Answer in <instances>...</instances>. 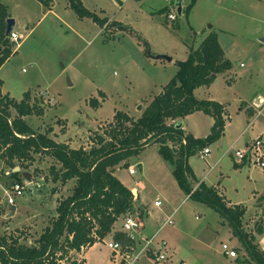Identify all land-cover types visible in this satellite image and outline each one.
<instances>
[{"label":"rangeland","instance_id":"rangeland-1","mask_svg":"<svg viewBox=\"0 0 264 264\" xmlns=\"http://www.w3.org/2000/svg\"><path fill=\"white\" fill-rule=\"evenodd\" d=\"M86 2L92 11L101 16L108 15L135 32L118 28L113 33L100 31V26L92 18H79L71 7L64 13L63 0L56 6L58 12H63L60 14L66 23H62L53 13H48L39 0H26L22 6L13 9V16L17 19L13 30L23 36L19 45L14 44L16 50L13 55L0 67L4 89L13 97L19 99L26 90L37 92L42 89H48L57 97L59 104L50 111V108L45 110L49 111L46 119L62 116L70 121L71 135L78 131L86 132V137L78 138L77 145L90 146V137L106 122L93 124L95 118H111L116 110L136 114L141 105L146 107L157 92L153 86L147 88L142 80L147 72H142L144 67L147 68V61L153 59L155 63H168L165 58H156L159 55L185 60L189 54L187 49L197 37L196 32L199 36L207 31H216L220 35L225 32L234 34L236 45L227 47V51L235 56V60H240L239 64H244L242 69H249L254 58L256 63L264 66V42L260 40V32L264 28V0H197L189 14L186 7L191 0ZM179 2L182 4L181 14L176 7ZM171 11L177 14V19L168 18ZM149 72L147 76L151 78L154 67L149 68ZM101 91L104 92L103 98ZM93 97L101 101L98 110L90 104ZM12 112L16 115L14 109ZM27 119L36 131L60 137L59 133L52 134V124L60 127L61 123H48L38 115ZM89 127L93 128L89 130ZM257 127L256 130H261L264 124ZM239 132L232 127L221 145L214 142L209 147L212 154L222 157L217 168L220 166L226 174L234 164V157L226 151L232 145L234 149L245 147L243 140L235 142ZM216 159L208 163V157L202 158L197 154L192 162L201 170H208ZM26 163L22 164V170L31 171L35 175L34 182L28 185L23 196L16 198L14 210L7 201L4 188L15 178L5 173L10 167L0 164V232L24 230L29 242L56 214L58 199L70 192L71 185L59 189L52 181L50 168L56 161L51 156L36 154L29 166ZM130 163L136 167L135 174H130L128 167H119L118 174L129 184L142 180L149 187L135 202L136 207L148 211L143 237L156 234L165 219L175 211L174 224L164 226L154 243L158 248L162 245L161 240L167 243L169 257L158 264H254L241 242L234 237L227 220L181 189L173 174V166L162 157L159 145H148ZM141 163H144L143 170L139 167ZM247 169L243 175L233 173L226 186L231 198L252 205L245 215L244 227L254 231L256 222L264 221V197L257 199L254 190L257 188L264 192V173L255 172L252 177L256 181L249 184ZM156 199L161 201V206L154 204ZM123 227L124 217L121 216L113 231L87 251L86 264H120L113 258L108 242ZM215 231L219 233L216 236L213 235ZM222 240L236 247L238 259L227 258L221 253ZM260 247L264 250V241H260ZM76 257L82 260L83 252ZM153 259L149 252L142 255L136 264H157Z\"/></svg>","mask_w":264,"mask_h":264},{"label":"trees","instance_id":"trees-1","mask_svg":"<svg viewBox=\"0 0 264 264\" xmlns=\"http://www.w3.org/2000/svg\"><path fill=\"white\" fill-rule=\"evenodd\" d=\"M39 1L47 9L53 6V0ZM196 1L191 0L188 4L187 14ZM69 5L79 18H92L105 32L116 28L135 32L126 25L109 21L107 16L101 17L83 0H69ZM10 16L8 6L0 2V67L16 48L6 35ZM176 64L177 72L139 117L117 110L112 120L106 121L90 137L89 147L78 148L56 141L48 132L36 131L26 117L42 115L44 110L31 103L30 91H26L20 101L3 94L4 81L0 78V159L14 169L17 163L21 168L26 162L29 166L36 154H45L56 161L50 174L57 188L69 181L74 182L71 192L58 199L56 214L38 236L28 242L24 230L0 232V264H85V259H78L76 254L103 241L119 218L133 210V192L116 175L117 167H129L130 160L151 144L159 145V152L173 166V174L181 189L226 219L251 261L264 264V250L256 242L257 235L264 232V221H257L255 230L248 231L244 227L245 205H229L214 186L204 182L196 188L192 185L196 176L189 165L190 156L221 139L226 124L225 106L216 100L199 99L195 90L210 86L219 74L233 67V62L226 56L219 34L211 31L197 48L190 46L188 57L177 60ZM100 96L103 98L104 92L101 91ZM90 104L98 108L101 101L93 97ZM196 111L214 117L211 132L204 138H196L183 127L184 118ZM10 174L17 180L23 178L21 171H11ZM114 238L127 240L120 231L114 234Z\"/></svg>","mask_w":264,"mask_h":264},{"label":"crops","instance_id":"crops-1","mask_svg":"<svg viewBox=\"0 0 264 264\" xmlns=\"http://www.w3.org/2000/svg\"><path fill=\"white\" fill-rule=\"evenodd\" d=\"M25 1L26 0H0V2L5 3L8 6L9 12L11 15L10 17H14L13 16V9L17 8L19 6H22V4ZM61 1L62 0H53L52 8L47 9V10H48V13L49 12L53 13L58 18V20H60L62 23H66L64 18L60 14L63 12H58L56 10L57 4ZM63 2H64L63 3L64 13H67L70 11L69 10V8H70L69 0H63ZM83 2H84V4L85 3L87 4L86 0H83ZM167 8L170 10V7H167ZM105 16H107L109 18V21H114L110 16H108V15H105ZM101 17H104V16H101ZM86 18H88V17H86ZM86 18H82V19H86ZM15 21H16L15 22V25H16V23H17L16 18H15ZM98 26H100V25H98ZM100 31L105 32L104 28L101 26H100ZM261 31L262 32H260V33L262 36H260V40L264 37V28H262ZM210 32L211 31L204 32L202 36H199V33L196 32L197 37H196L195 42L192 46L194 48H197L200 45V43L202 42V40ZM18 34L20 35V39H21L23 34L22 33H18ZM223 37H224L225 43H223ZM219 40H220V43L225 50L226 56L233 62V67L230 70L219 74L217 76L216 80L210 86L198 87L195 90V95L199 99H210V100L219 101L220 103H222L225 106V114H224V117L226 119L225 133L221 137V139H219L217 141V143L221 145L222 141L225 138H227V136H229L231 128L235 127L240 131L235 142H237L239 140H243V143L246 146L248 144V142H250L254 137L264 136V127L261 130H256L258 128L257 127L258 125L264 124V94H263L264 93V70H262L264 68V66H261L260 63H256V58H254V59H252V61L254 63L252 66H250L249 69H246V70L242 69L244 64L243 63L239 64L240 60H235V56H233L232 54H230V52L227 51V47L231 48L232 46L236 45V40L234 38V34L230 35L229 32L228 33L227 32L222 33L221 35L219 34ZM17 48H18V46H17ZM15 50H16V48H15ZM187 51H189V48L187 49ZM154 59L158 60L156 58H154ZM177 60L178 59L172 58V60L167 61L168 63L158 62V61H156V63H155L153 61V59H149L146 63L147 68L144 67V70L142 71L144 74V71L147 70L145 76L142 79L144 85L147 86V88H150L151 86L156 88L157 92L155 95H157L162 90L163 85H165L174 76V74L177 72V70H178V66L176 64ZM152 67H154V75H152L151 78H149L147 76V74L150 73L149 68H152ZM4 85L5 84H3V86H2V93L3 94H8L11 98L16 99L17 101H20L23 98V96L20 97L19 99L13 97L9 92L5 91ZM26 91H30V90H26ZM26 91H24V93ZM30 92H32V91H30ZM99 107L95 108V109L98 110ZM140 107H141L139 109L140 111L136 114H133V113L128 112L126 110H123V111H126L129 115L137 118L142 114L143 110L146 108L144 105H141ZM51 109L52 108H50L49 111ZM49 111H45L42 115H38V117H41L44 120H47L48 123L54 122V121L61 123L60 127H58L57 124H52V126L54 127V128H52L53 129L52 134L59 133L60 137L58 138V137H55L54 135L51 137L54 138L56 141L64 142L73 148H78V147L82 146L80 144L77 145V140L79 137H86V132H79L78 131L74 135H71L70 134L71 127H70L69 119L64 118L62 116H56L55 118L50 117V119H46V118H49V115H48ZM114 114H113V116H114ZM233 115H235V116H233ZM113 116L111 118H106V119L101 118L100 120L95 118L94 120H92V123L93 124H96V123L100 124L102 121H110V120H112ZM28 117H30V116H27V118ZM251 122H252V125L249 126ZM213 124H214V117L211 116L210 114L203 112V111H196L192 114H189L183 120V127L186 130V132L192 133L193 136H195L196 138L206 137L211 132V128H212ZM92 128L89 127L88 129L90 130ZM86 139L88 140V137ZM220 145H219V150H221ZM207 146L210 147V144ZM84 147H89V144H87ZM233 147L234 146L232 145L229 148V150L226 151L228 154L230 153L234 157L233 167L230 170V172L227 174L223 170H221L220 166L217 168V166L222 161V157H220V158L216 157L214 154H212L210 152L209 155L206 156L209 158L208 163L212 162L213 160H215L217 158L216 163L214 165L210 166L208 170H205V169L201 170L192 162V159H193L194 155L198 154L199 156H201V151L203 148L197 150V152L195 154L190 156L189 165L193 169L194 174L196 176L194 188H196L202 182L206 183L207 185L214 186L218 190V193L225 197V199L227 200L229 205L243 204L247 207V211H248V209L250 207H252V205L244 204V203L240 202L239 200H235V199L231 198L228 194V192L230 190L227 189L226 184L228 183V180H230L232 178L233 173H238L240 175H243L246 167L248 168L246 173L249 177V181H250L249 184H251L252 181H254V183H255L256 180H253L252 175L255 174V172H257V171L260 173H264V169L251 166L247 162L237 161V159L234 156V151L232 149ZM223 155L225 156V153ZM0 164H3V161L1 159H0ZM141 164H142V170H143L144 169V163H141ZM6 167H9V166H6ZM17 167H19L18 171H21L22 175H23L24 171L29 172L31 175V179L34 181L35 175L31 171H28L25 169L22 170L21 166H17ZM119 167L120 166H118L116 169V175L131 190H132V188L136 187V190L139 192V199L137 201H139L143 192L148 191L149 187L142 180H136V181H140V184L138 186H136L135 183L134 184L127 183L126 180H124V178L118 174L117 171H118ZM14 169H12V170L14 171ZM6 172H7V169H6L5 173ZM68 184L71 185V188H72V186L74 185V182L69 181L66 185H68ZM246 184H248V182ZM66 185L60 186L59 189H62V187H64V189H65ZM236 189L238 191V188H236ZM254 190L257 192L255 195V197L257 199L260 196L264 195V192H261V190H258L257 188H254ZM56 192H58V191H56ZM70 192H71V190H70ZM137 201H135V202H137ZM135 202H134L133 209L136 211L143 212L144 215H146V213H147V217H148V211L146 209L144 210L140 207H136ZM47 225H48V223H46L44 225V228ZM29 230L32 231V229H29ZM218 234L219 233L217 231H215V233H213L214 236H216ZM222 241H225V240H222ZM260 241L261 242L264 241V232L262 234L258 235V237H257L256 242L258 243L259 247H260ZM97 243H99V242H97ZM90 248L83 251V258L85 259V264H86L85 255ZM201 259H203V257H201Z\"/></svg>","mask_w":264,"mask_h":264},{"label":"built area","instance_id":"built-area-1","mask_svg":"<svg viewBox=\"0 0 264 264\" xmlns=\"http://www.w3.org/2000/svg\"><path fill=\"white\" fill-rule=\"evenodd\" d=\"M179 7V4L176 5ZM170 20L177 19V14L171 11L168 14ZM12 43L18 45L20 42V35L13 29L8 35ZM31 103H36L44 111L57 106L59 100L53 95L48 89H42L37 92H31ZM252 125V122L249 126ZM234 156L239 162H247L249 165L264 169V136L254 137L244 148L234 149ZM211 152L208 146L204 147L201 151V157L205 158ZM13 171L11 168L7 170L6 174H10ZM128 171L130 174L136 173V167L132 164L129 165ZM34 181H30L24 178V181L14 179L11 181L7 188H4V192L7 201L10 205L15 204L16 198L23 196L27 190L29 184ZM136 186L140 184V181L135 182ZM134 202L139 199V192L136 187L132 188ZM154 204L161 206V201L156 199ZM175 211L172 212L167 219L163 222L160 229L151 237H143V231L145 228V218L147 217L141 211L132 210L127 212L124 217V227L120 230L121 233L125 234L127 240L124 242L121 239H113L108 242V246L112 251L113 258L119 263L124 264H136V261L140 259L142 255H147L149 252L154 256V262L160 263L168 259L169 254L167 251V243L161 240L162 244L159 248L155 246V241L158 233L166 225H173V216ZM159 242V241H158ZM221 253L229 258L238 259L239 253L235 246H231L228 242L223 241L221 244ZM183 264V263H182Z\"/></svg>","mask_w":264,"mask_h":264},{"label":"water","instance_id":"water-1","mask_svg":"<svg viewBox=\"0 0 264 264\" xmlns=\"http://www.w3.org/2000/svg\"><path fill=\"white\" fill-rule=\"evenodd\" d=\"M178 12H179V14H181L182 13V4H181V2H179V7H178ZM15 19L13 18V17H9L8 19H7V29H6V35L8 36L9 34H10V32L12 31V29H13V27H14V25H15ZM261 41L262 42H264V37L261 39ZM156 58H165V59H167V60H172V58L171 57H169V56H166V55H159V56H157ZM141 108V107H140ZM139 167H140V169L142 170V164H140L139 165ZM19 170V167H16L15 169H14V171H18ZM23 176L25 177V179H27V180H31V175H30V173L29 172H27V171H24L23 172ZM16 208V205H12V209L14 210Z\"/></svg>","mask_w":264,"mask_h":264}]
</instances>
